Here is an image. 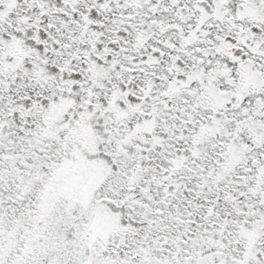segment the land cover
<instances>
[{
  "label": "snow or ice",
  "instance_id": "obj_1",
  "mask_svg": "<svg viewBox=\"0 0 264 264\" xmlns=\"http://www.w3.org/2000/svg\"><path fill=\"white\" fill-rule=\"evenodd\" d=\"M0 264H264V0H0Z\"/></svg>",
  "mask_w": 264,
  "mask_h": 264
}]
</instances>
